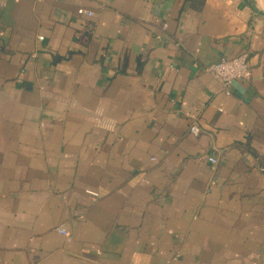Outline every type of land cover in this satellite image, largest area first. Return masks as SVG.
<instances>
[{"label":"crops","instance_id":"0c3cea01","mask_svg":"<svg viewBox=\"0 0 264 264\" xmlns=\"http://www.w3.org/2000/svg\"><path fill=\"white\" fill-rule=\"evenodd\" d=\"M0 264H264V0H0Z\"/></svg>","mask_w":264,"mask_h":264},{"label":"built area","instance_id":"2783aa9c","mask_svg":"<svg viewBox=\"0 0 264 264\" xmlns=\"http://www.w3.org/2000/svg\"><path fill=\"white\" fill-rule=\"evenodd\" d=\"M77 14L80 17L87 18H91L93 16V12L84 8H79L77 10ZM205 69L222 85L225 90H228L233 83L248 80L250 78L249 55L244 53L234 58L223 59L220 62L206 66ZM190 132L192 134H198L200 132L196 122L191 125ZM208 161L212 164L217 163V160L213 157H209ZM85 193L91 201H96L99 197L97 192L91 190H87ZM58 232L63 236L68 235L64 228H59Z\"/></svg>","mask_w":264,"mask_h":264}]
</instances>
